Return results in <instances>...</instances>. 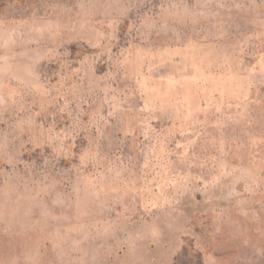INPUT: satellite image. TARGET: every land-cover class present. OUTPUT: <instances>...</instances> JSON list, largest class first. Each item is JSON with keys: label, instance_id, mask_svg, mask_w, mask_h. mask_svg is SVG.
Listing matches in <instances>:
<instances>
[{"label": "rangeland", "instance_id": "obj_1", "mask_svg": "<svg viewBox=\"0 0 264 264\" xmlns=\"http://www.w3.org/2000/svg\"><path fill=\"white\" fill-rule=\"evenodd\" d=\"M0 264H264V0H0Z\"/></svg>", "mask_w": 264, "mask_h": 264}]
</instances>
